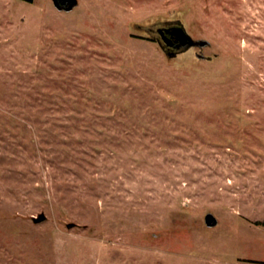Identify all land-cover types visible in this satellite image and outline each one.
I'll use <instances>...</instances> for the list:
<instances>
[{"label":"rangeland","instance_id":"obj_1","mask_svg":"<svg viewBox=\"0 0 264 264\" xmlns=\"http://www.w3.org/2000/svg\"><path fill=\"white\" fill-rule=\"evenodd\" d=\"M0 264H264V0H0Z\"/></svg>","mask_w":264,"mask_h":264},{"label":"water","instance_id":"obj_2","mask_svg":"<svg viewBox=\"0 0 264 264\" xmlns=\"http://www.w3.org/2000/svg\"><path fill=\"white\" fill-rule=\"evenodd\" d=\"M54 2L60 9H69L73 5L77 4V0H54ZM145 29L149 33L155 35L161 47L170 56L183 52L191 46L207 43V41H198L194 39L180 20L163 23L161 25L147 26ZM46 218L47 217L44 213H41L39 216H34V220L36 222H41ZM206 222L210 226L215 225L217 223V218L213 213H207ZM75 225V222L68 223L69 227H73Z\"/></svg>","mask_w":264,"mask_h":264},{"label":"flooded vegetation","instance_id":"obj_3","mask_svg":"<svg viewBox=\"0 0 264 264\" xmlns=\"http://www.w3.org/2000/svg\"><path fill=\"white\" fill-rule=\"evenodd\" d=\"M151 34V33H150ZM154 37H155V35L154 34H152ZM156 38V37H155ZM157 40V39H156ZM158 41V40H157Z\"/></svg>","mask_w":264,"mask_h":264}]
</instances>
